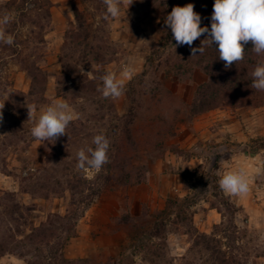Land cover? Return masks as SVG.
<instances>
[{
  "label": "rangeland",
  "instance_id": "1",
  "mask_svg": "<svg viewBox=\"0 0 264 264\" xmlns=\"http://www.w3.org/2000/svg\"><path fill=\"white\" fill-rule=\"evenodd\" d=\"M210 1L122 0L105 19L103 0H0V18L10 16L0 30L14 37L0 42V264H264V92L221 94L193 113L216 45L193 56L201 36L174 48L164 23L191 3L210 28ZM125 65L134 73L123 95L105 98L100 77ZM56 100L74 120L56 141L34 139L26 106L38 118ZM97 134L110 141L108 162L80 169L77 152ZM167 158L182 191L131 199ZM240 169L249 191L225 193L219 179ZM93 207L114 215L127 243L95 246L80 222Z\"/></svg>",
  "mask_w": 264,
  "mask_h": 264
},
{
  "label": "clouds",
  "instance_id": "2",
  "mask_svg": "<svg viewBox=\"0 0 264 264\" xmlns=\"http://www.w3.org/2000/svg\"><path fill=\"white\" fill-rule=\"evenodd\" d=\"M128 8L133 0H125ZM106 6L105 19L120 15L122 0H103ZM127 8V9H128ZM10 16L5 14L0 18V25L9 23ZM201 15L194 11V5L175 6L166 16L165 25L171 29L176 46L188 45L201 36L205 38L198 48H191L193 56L202 54L205 47L216 45L219 59L230 67L241 62L245 57V45L251 42V51L257 56H264V0H214L210 28L201 27ZM0 42L6 45L14 44V37L0 30ZM134 68L130 65L122 67L119 73L106 72L100 79V91L105 98H119L123 95L125 81L131 79ZM251 88L264 92V60L258 61L250 73ZM28 120H34L31 135L40 141H56L66 134V129L74 120L75 114L68 103L56 100L39 109L33 103L26 106ZM4 104L0 105V122L3 120ZM92 145L77 152L78 167L91 168L99 172L108 162L110 141L104 134L92 138ZM219 187L234 196L244 195L249 191V184L243 169L228 171L219 179Z\"/></svg>",
  "mask_w": 264,
  "mask_h": 264
},
{
  "label": "crops",
  "instance_id": "3",
  "mask_svg": "<svg viewBox=\"0 0 264 264\" xmlns=\"http://www.w3.org/2000/svg\"><path fill=\"white\" fill-rule=\"evenodd\" d=\"M172 166H175L174 159L167 158L161 160L152 173L153 180L140 186L142 190H145L144 195H132L133 193H130V198H133V200L143 205L149 200L152 201V203H156V199L181 192L183 177L179 172L175 171ZM130 213L132 216L135 215L132 210ZM114 218V215H111L106 207H93L86 212L80 222L84 224L89 232H93L97 235L95 246L111 251L116 246L114 242L115 235H119L124 243L128 242V236L123 229L114 226Z\"/></svg>",
  "mask_w": 264,
  "mask_h": 264
},
{
  "label": "trees",
  "instance_id": "4",
  "mask_svg": "<svg viewBox=\"0 0 264 264\" xmlns=\"http://www.w3.org/2000/svg\"><path fill=\"white\" fill-rule=\"evenodd\" d=\"M213 3V0L210 1L206 7L210 14L213 12ZM251 47V42L246 44L244 59L241 62L233 63L228 68L219 59L218 51L216 49L213 51V62L209 66L202 67L204 71L209 72L210 83L200 87L192 106L193 113H202L220 104L219 97L221 94L251 93L253 96H257L258 91L251 88L250 73L258 61L264 60V56L255 55L251 51ZM130 112H133V109ZM258 148L264 149V143L258 145Z\"/></svg>",
  "mask_w": 264,
  "mask_h": 264
}]
</instances>
